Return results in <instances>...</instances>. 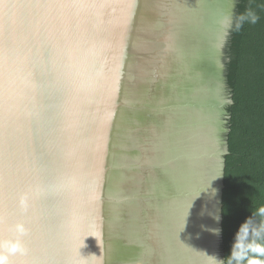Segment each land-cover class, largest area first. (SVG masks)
<instances>
[{
    "label": "water",
    "instance_id": "water-1",
    "mask_svg": "<svg viewBox=\"0 0 264 264\" xmlns=\"http://www.w3.org/2000/svg\"><path fill=\"white\" fill-rule=\"evenodd\" d=\"M236 5L0 0L8 264H225Z\"/></svg>",
    "mask_w": 264,
    "mask_h": 264
},
{
    "label": "trees",
    "instance_id": "trees-1",
    "mask_svg": "<svg viewBox=\"0 0 264 264\" xmlns=\"http://www.w3.org/2000/svg\"><path fill=\"white\" fill-rule=\"evenodd\" d=\"M226 71L222 252L225 264H264V0H237Z\"/></svg>",
    "mask_w": 264,
    "mask_h": 264
},
{
    "label": "clouds",
    "instance_id": "clouds-1",
    "mask_svg": "<svg viewBox=\"0 0 264 264\" xmlns=\"http://www.w3.org/2000/svg\"><path fill=\"white\" fill-rule=\"evenodd\" d=\"M19 248V244H12L10 247H9V252H15L17 251ZM0 264H8V258L7 256L5 255H0Z\"/></svg>",
    "mask_w": 264,
    "mask_h": 264
}]
</instances>
